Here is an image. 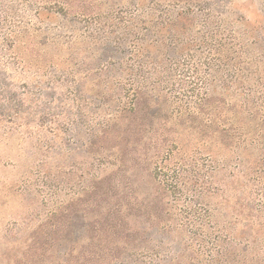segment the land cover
Wrapping results in <instances>:
<instances>
[{
	"label": "trees",
	"instance_id": "trees-1",
	"mask_svg": "<svg viewBox=\"0 0 264 264\" xmlns=\"http://www.w3.org/2000/svg\"><path fill=\"white\" fill-rule=\"evenodd\" d=\"M99 2L0 0V129L22 127L17 47L34 49L44 19L61 61L106 34L84 84L115 152L101 157L88 239L115 253L64 264H264V0H107L106 14ZM53 79L51 89L84 93Z\"/></svg>",
	"mask_w": 264,
	"mask_h": 264
},
{
	"label": "rangeland",
	"instance_id": "rangeland-1",
	"mask_svg": "<svg viewBox=\"0 0 264 264\" xmlns=\"http://www.w3.org/2000/svg\"><path fill=\"white\" fill-rule=\"evenodd\" d=\"M35 1H44L49 10L55 0ZM106 1L99 2L105 14ZM21 14L26 21H36L33 12ZM41 25L44 34L34 40V49H27L28 39L17 47L24 64L18 92L29 97L19 121L22 127L0 129V264H64L70 256L115 253L113 249L104 250V242L99 239H88L99 228L94 220L100 210L88 201L96 199L101 187V157L115 152L109 151V143H100L105 121L103 107L84 84L87 71L96 69L101 62L98 53L106 34L101 42L96 34H89L91 38L78 44L61 61L57 58L58 49L48 41L54 23L50 18ZM114 37L107 35L110 40ZM60 74L76 81V86L82 85L84 93L73 95V91L70 94L51 89L53 77ZM87 99L89 102H84ZM165 112L161 115L166 116ZM175 122L178 120L174 118L169 124L171 131L177 127ZM89 138L94 145L87 143ZM146 142L141 143V149ZM142 186L138 183L143 190Z\"/></svg>",
	"mask_w": 264,
	"mask_h": 264
}]
</instances>
